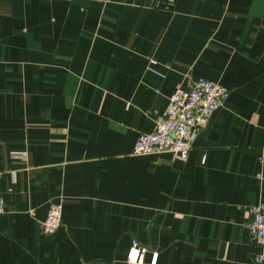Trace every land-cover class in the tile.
I'll return each mask as SVG.
<instances>
[{
  "label": "crops",
  "instance_id": "obj_1",
  "mask_svg": "<svg viewBox=\"0 0 264 264\" xmlns=\"http://www.w3.org/2000/svg\"><path fill=\"white\" fill-rule=\"evenodd\" d=\"M200 77L229 94L188 158L132 154ZM262 171L264 0H0V264H254Z\"/></svg>",
  "mask_w": 264,
  "mask_h": 264
},
{
  "label": "built area",
  "instance_id": "obj_2",
  "mask_svg": "<svg viewBox=\"0 0 264 264\" xmlns=\"http://www.w3.org/2000/svg\"><path fill=\"white\" fill-rule=\"evenodd\" d=\"M57 1V0H51ZM229 90L206 77L195 80L189 89L177 85L169 97L168 106L156 121L152 132L138 134L132 148L134 155L171 153L186 160L199 133L208 125L214 111L223 105ZM264 179V171L260 174ZM0 197V213L4 209ZM248 230L250 237L260 248L253 257L254 264H264V202L249 207ZM60 203L50 202L46 218L42 221V233L53 236L62 226ZM147 246L133 240L124 264H144ZM157 261L155 253L152 262Z\"/></svg>",
  "mask_w": 264,
  "mask_h": 264
}]
</instances>
